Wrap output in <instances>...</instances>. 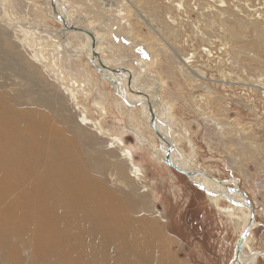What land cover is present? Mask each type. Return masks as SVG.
Listing matches in <instances>:
<instances>
[{"label":"rangeland","instance_id":"rangeland-1","mask_svg":"<svg viewBox=\"0 0 264 264\" xmlns=\"http://www.w3.org/2000/svg\"><path fill=\"white\" fill-rule=\"evenodd\" d=\"M6 1V10L21 21L35 24L40 19L43 23L44 14L49 16L45 0H38L37 5L29 0ZM107 1L114 8L116 3V12L96 11L86 1L80 15L90 17L91 29L105 42L112 39L110 23H118L122 37L112 35L122 43L132 42L131 56L139 45L155 54L144 78L150 85L158 83L154 86L169 106L168 113L174 115L176 131L183 137L186 134V139L177 137L179 148L191 157L195 169L201 167L216 178L238 182L256 214L251 249L263 250L264 90L235 79L264 80V0ZM104 4L99 1L100 7ZM45 19L53 30L61 29L54 17ZM17 38H23L20 32L0 25V89L13 97L21 94L27 103L45 98L74 130L75 135L70 136L77 149L91 150L93 143L96 151L92 154L99 166H108L107 178L88 165L87 172L121 191L116 189L134 221L145 214L157 227L163 224L165 234L177 241L178 258L173 264H234L243 225L220 213L206 193L155 157L152 150L163 148L141 107L134 112L120 106L121 97L114 94L108 76L97 75L87 55L71 63L67 58L72 57L64 55L61 36L54 40L29 37L32 47L20 44ZM122 47L115 46L117 56H124ZM37 55L46 58V63L38 61ZM103 57L115 61L108 50ZM123 62L137 66L134 59ZM29 63L40 70L28 69ZM229 73L233 78L224 80L222 76ZM83 115L98 122L102 131L81 122ZM132 166L141 170L139 176ZM125 191L131 196H122ZM220 205L231 207L225 200ZM258 264H264V258Z\"/></svg>","mask_w":264,"mask_h":264},{"label":"bare ground","instance_id":"bare-ground-1","mask_svg":"<svg viewBox=\"0 0 264 264\" xmlns=\"http://www.w3.org/2000/svg\"><path fill=\"white\" fill-rule=\"evenodd\" d=\"M45 1L50 10L47 11L49 16L44 14L45 18L54 17L57 21H67L70 26L92 31L95 37L91 39L86 34L67 31L65 27V33H57L44 23L45 18H42L43 23L40 19L35 20L38 27L32 25L31 21L28 23L13 18L6 10V0H0V25L10 31L20 32L23 38H17L19 43L30 47L31 43L27 40L29 37L40 39L46 36L48 40H54L61 36L67 55L63 54L66 58L68 55L72 57L67 58L71 63L81 61L83 55H87L89 61L96 62L93 52V47L96 46V52H100L99 57L103 64L110 68V71L103 70L106 76L114 77L111 72L115 70L127 71L117 74L115 83H111L115 89L114 94L116 92L121 97L122 101L118 104L127 106L134 112H138L137 106H140L141 112L146 114V120L153 126L148 105L151 106L156 120L155 126L161 137L154 133L163 148V151L161 148L152 150L155 157L163 160L166 155L164 151L168 150L170 144L173 149L170 154L171 161L186 171L195 169L192 167L191 157L187 158L178 146L177 137L183 136L176 131L174 115L168 113L169 106L159 94V87L156 90L157 86H154L158 83L153 81L150 85V80L144 78V70H148L155 61V54L145 45H139L136 54L131 56L129 51L133 47L132 42L122 43L112 35L113 33L122 37L118 23H110L113 40L109 38V42H105L91 29L93 25L90 17L80 15L86 1L96 11L107 12L115 9L116 3L114 8L113 3L107 0H104L102 7L99 6L100 0ZM29 2L37 5L38 0ZM134 8L139 11L137 6ZM118 13L123 14L122 10ZM102 23L107 25L108 21ZM156 32L159 33V30ZM119 44L124 45L123 57L114 52L115 46ZM8 46L12 48V45ZM142 49L148 52V58L142 56ZM107 50L114 55L115 61L104 59L103 55ZM129 59H134L137 66L132 68L124 64L123 61ZM37 60L46 63V58L42 55H37ZM89 63L92 64L91 61ZM35 66L32 63L27 65L28 69L39 71L40 68L35 70ZM95 72L99 75L96 69ZM129 77L131 82H128ZM222 77L233 78L230 73ZM235 80L239 84L258 85L264 90L262 79L245 80L238 77ZM262 93L264 95V91ZM71 94L74 95L75 92L72 90ZM80 121L85 125H94L102 131L98 122L87 120L85 115ZM64 122L60 112L45 98H32L31 103H27L21 94L13 97L0 89V264H173L174 258H178L174 246L177 241L165 234L163 224L157 227L144 213L145 218L134 221V215L125 208V198L117 194V188L87 172L88 165L90 169L95 172L98 170L101 176L106 177L108 166H99L92 154L96 151L92 141V151L86 147H78V150L70 136V133L75 135V132ZM138 137L142 139V133ZM186 137L185 134L183 138ZM187 143L190 148L194 147L189 139ZM79 151H83L81 153L84 158L79 155ZM132 167L139 176L141 170L136 166ZM193 180L213 194L206 193L220 213L241 222V235L251 220V208L239 193H229L225 189L229 185L235 187L238 182L232 180L231 184H227L222 179L225 183L219 186L202 175ZM128 181L131 183L133 179L128 178ZM122 196L128 197L131 193L125 191ZM224 200L231 207H222L220 202ZM229 201H233V204ZM235 211L242 213V217L235 216ZM160 217L163 219L161 214ZM256 225L255 221L252 229ZM253 239L251 230L242 243L239 262L234 259V264H258V259L264 258V249H251Z\"/></svg>","mask_w":264,"mask_h":264},{"label":"water","instance_id":"water-1","mask_svg":"<svg viewBox=\"0 0 264 264\" xmlns=\"http://www.w3.org/2000/svg\"><path fill=\"white\" fill-rule=\"evenodd\" d=\"M60 26H61V29H55V31L57 33H65V30H64V27L66 28L67 31H74V32H77V33H81V34H86L87 36H89L91 39L95 37V35L89 31H85L84 29H81V28H77V27H74V26H70L68 25L67 21H64V20H61V21H56ZM32 25H35V24H32ZM35 27H38L35 25ZM42 28V27H40ZM93 52H94V55H95V59H96V62L94 60H90L92 65H94V68L96 69V71L101 75V76H104V71L103 70H109L110 68H106V66L103 64V61L102 59L99 57V53L96 52V46L95 48L93 47ZM141 53H142V56L144 58H148V54L145 50H141ZM110 71V70H109ZM113 71V70H111ZM127 73L126 69H120V70H115V72H111L112 75L114 74V77H107L106 80L109 81L110 83H115V76L117 74H121V73ZM106 76V75H105ZM131 78L129 77L128 79V82H131ZM139 95H141V93L138 92ZM149 107V111L151 112V117L153 119V129L155 130V133L158 137H161V135L159 134V131L157 130L156 126H155V123L154 121L155 120V116L152 115V110H151V106L148 105ZM171 146L170 144H168V150L166 151V155L165 157H163V162L167 165V167L169 168H172L174 169L176 172H178L179 174H182L184 175L185 177H187L189 179V181L195 186L197 187L200 191H203L204 193H207V195H213L211 194L202 184L198 183V182H195L193 180V178L197 177V176H205L207 177V179H209V181L211 182H214V183H217L219 184V186H222L223 183H225L222 179L220 178H216V177H213V176H210L208 174L207 171H205L203 168L199 167L198 170L197 169H191L189 171H186L185 169H182L180 167H178L177 165H175L173 163V161H171L170 159V151H171ZM229 181L227 182V184L230 183L231 179H228ZM225 189L229 192V193H239L241 195V197L244 198V202H246V204L251 208V220L249 222V224L247 226L244 227V230L242 232V234L240 235L239 239H238V242H237V246L235 248V255H234V259H237V261L239 262V257L242 253V243L244 242V240L246 239V237L250 234V231L252 230V226L255 222V214H254V210H253V203L251 202V200L249 199L248 195L243 191L241 190V188L236 185L235 187H225ZM231 202V201H229ZM233 202V201H232ZM231 202V203H232ZM233 204V203H232Z\"/></svg>","mask_w":264,"mask_h":264}]
</instances>
